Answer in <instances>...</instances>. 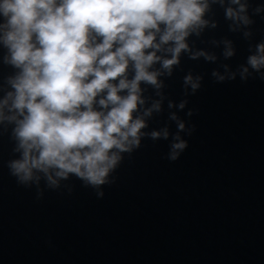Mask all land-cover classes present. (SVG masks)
<instances>
[{"label": "water", "instance_id": "95a60500", "mask_svg": "<svg viewBox=\"0 0 264 264\" xmlns=\"http://www.w3.org/2000/svg\"><path fill=\"white\" fill-rule=\"evenodd\" d=\"M248 5L253 23L235 28L210 0L209 25L187 42L215 59L182 53L172 74L159 77L160 95L141 84L145 107L162 97L143 131L167 127L169 138H142L99 189L71 174L55 188L43 176L18 183L7 167L19 157L14 124L0 123V264H264V80L251 69L240 77L264 41V10L255 12L264 0ZM226 40L231 57L223 55ZM5 55L0 46V97L16 72ZM188 74L200 78L195 92L184 84ZM172 113L188 142L175 161L168 159Z\"/></svg>", "mask_w": 264, "mask_h": 264}, {"label": "clouds", "instance_id": "9594fccd", "mask_svg": "<svg viewBox=\"0 0 264 264\" xmlns=\"http://www.w3.org/2000/svg\"><path fill=\"white\" fill-rule=\"evenodd\" d=\"M211 3L224 7L235 28L253 23L248 0ZM209 10L210 0H0V46L6 49L4 63L16 69L7 78L10 90L0 97V123L14 124V151L19 153L7 164L10 174L24 185L43 176L53 188L71 174L99 189L122 154L138 149L142 138L167 140V127L143 131L147 118L161 111L162 97L145 107L141 84L160 95L159 77L172 74L182 53L215 59L202 50L190 51L187 42L209 25ZM262 10L258 6L255 12ZM224 44L223 55L233 56L231 42ZM249 69L264 80V41L247 56L241 79ZM199 80L188 74L184 84L195 92ZM186 103L177 107L182 110ZM170 119L177 132L168 159L175 161L188 142L180 136L183 120L175 113Z\"/></svg>", "mask_w": 264, "mask_h": 264}]
</instances>
